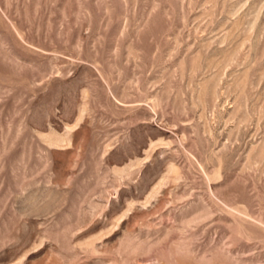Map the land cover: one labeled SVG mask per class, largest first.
I'll use <instances>...</instances> for the list:
<instances>
[{
	"label": "rangeland",
	"instance_id": "obj_1",
	"mask_svg": "<svg viewBox=\"0 0 264 264\" xmlns=\"http://www.w3.org/2000/svg\"><path fill=\"white\" fill-rule=\"evenodd\" d=\"M0 264H264V0H0Z\"/></svg>",
	"mask_w": 264,
	"mask_h": 264
}]
</instances>
